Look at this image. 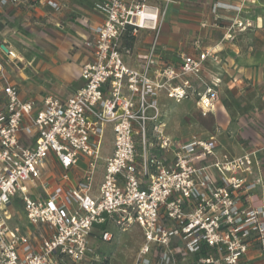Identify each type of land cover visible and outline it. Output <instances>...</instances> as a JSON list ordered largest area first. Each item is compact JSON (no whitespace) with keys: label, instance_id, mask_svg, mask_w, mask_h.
<instances>
[{"label":"built area","instance_id":"1","mask_svg":"<svg viewBox=\"0 0 264 264\" xmlns=\"http://www.w3.org/2000/svg\"><path fill=\"white\" fill-rule=\"evenodd\" d=\"M156 1H101L103 21L84 42L91 57L81 67L83 84L64 100L22 99L6 65L19 69L25 60L0 47V264H112L87 238L110 242L109 225L125 232L134 224L143 241L133 264H151L154 250L163 259L198 255L197 264H264V179L256 152L232 155L219 152V143L174 142L165 133L161 95L176 103L193 98L203 116L215 111L220 78L205 81L202 74L208 57L219 58L196 38L195 55L183 54L178 65L164 62L159 38L165 6ZM245 1L215 3V18L219 8L235 12L224 39L257 27L242 16ZM21 2L0 0V8ZM140 30L150 31L151 39L132 67L126 58H133ZM108 127L112 152L104 157ZM50 155L63 170L53 184L45 182ZM82 159L85 170L66 187ZM257 187L260 204L254 206ZM16 207L29 227L42 231L15 222Z\"/></svg>","mask_w":264,"mask_h":264},{"label":"crops","instance_id":"2","mask_svg":"<svg viewBox=\"0 0 264 264\" xmlns=\"http://www.w3.org/2000/svg\"><path fill=\"white\" fill-rule=\"evenodd\" d=\"M22 2L19 5H7L2 8H0V13H5L4 9L7 8H13V6H18L19 13L13 14V16H4L0 14V22H7L13 20L21 19L23 21H26L27 24H29L28 20L31 18H34L37 20L40 18L41 20H45V16L47 15L44 1L45 0H21ZM50 1L56 2L58 4V7H53L50 4ZM102 1V0H101ZM242 0H178L173 1L170 0L166 4L165 1L160 0L156 1L155 3L158 4L161 7L165 6V13H164V25L162 29V34H160V43L164 46V50L161 53L162 60L168 64L172 65H178V63L182 59L183 54H196L197 51L193 47V41L196 38H200L202 40V44L205 48L209 49L213 54H216L219 58V62H213L211 57H208V59L204 62V72L202 74V78L205 81H208L212 76H217L220 78V84L218 86V93H219V101L216 104L215 111L210 114L213 116H216V113L223 115V113H227L226 109L224 108L223 104L221 103L222 95L225 94L228 98L233 94V90H229L230 87H240L241 84H243V81H246V86L251 87V90L249 94L244 95L245 103L247 106H249L250 110L254 105H263L264 101V0H255L254 3H251L249 0L245 1V10L244 13H242V16L249 17L253 21L257 23V27L250 28L244 31H236L233 38L231 39H224V32H226V27L229 24L228 20L231 19L234 15V11H226V10H220L218 9L217 15L218 18H215L214 14L213 16L210 15L209 11H206V7L211 2L213 3H219V4H239ZM68 0H49V4L52 9L54 10H64V9H70ZM172 3V4H170ZM175 3V4H173ZM74 7H77L80 14L85 16L84 14H88L89 10L84 5L76 4L74 3ZM72 6V7H73ZM73 9V8H72ZM95 13L88 14L92 15L93 18H88V16L85 17L86 20V26H76L74 22L71 21H65V18L57 17L58 21L55 23L56 25H59V22H65V24H71L73 26L72 32V41L75 43V45H80L81 49L78 52H69L67 57L64 59L52 61L53 65L50 64V66L56 67L54 69L57 70H63L66 67H75V65L80 68L78 72L76 73V77H70L65 78L63 74L59 77L66 81L67 84L71 85H77L74 86L73 90L70 91V93L64 97H58L62 100L66 99L69 95L74 93L77 89H79L83 81L80 76L81 67L82 65L90 59V52L85 48L84 42L87 38L90 36V28L92 26H95L103 21V14L99 11L98 7L95 8ZM63 15V14H62ZM3 18V19H2ZM47 18L46 20L49 22ZM93 19V20H92ZM67 20V19H66ZM214 22L212 26H214L215 30L213 32H216L217 35L214 36L213 39H206L205 32L207 29L206 25L209 22ZM178 23H180V28H178ZM6 24V23H5ZM50 25V24H47ZM211 25V24H210ZM209 25V26H210ZM54 26V25H53ZM0 32H8L7 28L4 30H0ZM170 32H176L177 35L174 37L170 34ZM197 32V33H196ZM140 37H144V39H140ZM179 38L177 41L176 39ZM151 39V32L148 30H140L136 40L133 45V51L134 56L133 58H126V63L132 67H138L139 62L141 61L148 44ZM138 43H143L145 46V50L139 51ZM4 45L6 48H11V46L6 42L5 39L0 38V47ZM72 45V44H71ZM74 45V44H73ZM2 48V47H1ZM72 48V47H71ZM13 50V49H12ZM15 53L23 58L19 53L15 51ZM0 57H4L3 54L0 53ZM27 65L29 62H26ZM58 63V66H57ZM64 63V67H62V64ZM9 68L13 69V66L7 65ZM20 65L18 70H21ZM76 66V67H77ZM7 69V67H6ZM7 75H8V69H7ZM9 77V75H8ZM10 79V77H9ZM13 83V82H12ZM15 84V83H14ZM16 85V84H15ZM198 88H201L200 84H196ZM18 88V87H17ZM19 90V89H18ZM234 95V94H233ZM19 96L22 99H35L40 100V98H36L33 96L24 97L20 95ZM44 97V96H43ZM57 97V96H56ZM231 98V97H230ZM230 100V99H229ZM164 101H169V99L165 98L164 95H161L159 97L160 104H164ZM161 106V105H160ZM264 106L261 108L263 112ZM264 125V122L262 123ZM229 128L231 132L234 134L237 133L239 130V125L234 123H229ZM106 131L111 133V138L109 140L110 144L108 149H106L103 153V156H108L112 152V140L113 135L111 132V129L108 127ZM262 135L259 137H256L255 139L252 138L251 140V146H242L240 143H231V147L227 146L223 142H219L220 147L218 149L224 150L230 154H241L244 151V149H257L261 150V153L264 154V127H261ZM106 135V133H105ZM256 143L259 144V147H256ZM236 148L238 150L240 149V153L237 152ZM86 163L85 160L82 159L79 161V163L73 167L69 171V181L67 182V186L74 185L77 180L81 177L83 171L85 170ZM63 172L62 168L58 164V162L55 160L53 155H50V157L47 160L46 163V179L49 180V183H56L59 180L60 174ZM101 174L98 175L97 181L100 180ZM20 209L16 207V215L17 217L14 219L15 222H18L22 225V227L25 230L28 231H35L37 233L41 232L43 229V226H35L32 227L28 225L26 219L22 215ZM135 225V224H134ZM132 225V226H134ZM132 226L129 228L131 229ZM139 227V226H138ZM140 228V227H139ZM108 229L111 230V232L114 234L113 239L115 238V231L117 228L114 225H109ZM129 229L125 232H119L117 242L116 244L121 245L123 242L126 243V240L129 239L127 236V233ZM118 231V230H117ZM142 236V235H141ZM94 241H97L95 236H91ZM143 237V236H142ZM112 239V240H113ZM111 240V241H112ZM141 245V244H139ZM179 245V242H174L173 247L177 250V247ZM140 246L137 247L134 259L132 264L134 263L136 253L138 251ZM206 250V253L208 252V249L206 247H203ZM202 248V249H203ZM254 250V247H252L249 250V256L254 259L257 256V249L256 253L252 254L251 251ZM113 253V252H112ZM103 254V253H101ZM110 257V254H105ZM151 264H197L196 259L197 255L195 256H189L188 258H183L182 256H178V254L173 255L170 259L166 258H159V255L156 253V251H152L149 255ZM119 263V262H118ZM85 264H94L93 262L90 263L89 260L85 262ZM120 264V263H119Z\"/></svg>","mask_w":264,"mask_h":264},{"label":"rangeland","instance_id":"3","mask_svg":"<svg viewBox=\"0 0 264 264\" xmlns=\"http://www.w3.org/2000/svg\"><path fill=\"white\" fill-rule=\"evenodd\" d=\"M68 2L70 9L67 8L60 11L52 9L49 0H45V9L49 12L45 16V20H41L40 18L35 20L31 18L28 20L29 24H27L26 21L21 19L14 20L15 18H13V20L5 22L6 24L0 22V30L7 28L8 31L0 32V38L5 39L11 48L23 56L25 60V65L21 66V70L16 68L11 69L6 65L10 81L16 84L21 96L40 98L53 95L64 97L73 90L74 86L77 87V85L73 86L67 84L66 81L59 77V75L61 76L62 74L65 78L76 77V73L80 70L77 65L74 64L75 67H66L63 70H61V68L57 70L54 69L56 67L50 66V64L53 65L52 61L56 62V60L58 61L60 58L65 60L70 51L75 53L81 49L80 45H75V43H73L74 41H72L71 30L73 26L71 24H65V22H59V25L55 23L58 21L57 17H62L65 18V21L74 22L76 26H86L85 17L88 16V18H93L92 15L88 14L93 13L94 15V10L101 3V0H68ZM74 3L84 5L87 10H89L88 14H84L85 16L80 14L77 7L73 6ZM214 6L215 3L211 2L206 7V11H209L212 16L214 14ZM18 8V6H13V8L4 9L5 13L0 14L3 15V17L8 15L13 16V14L21 11L18 10ZM219 9L226 10L227 8ZM217 12L218 9L216 10V13ZM47 18H49V22L46 20ZM213 23L214 22L209 20L207 24L211 25H206V27H204L207 29L204 35L206 39H213L214 36L217 35L216 32H213L215 30L214 26H212ZM163 25L164 17L160 29L161 34ZM177 27L180 28V23H178ZM170 34L174 37L177 35L176 32H170ZM144 37L145 36H139L140 39H144ZM178 39L179 38H177L176 41ZM160 40L159 38V41ZM138 44L139 51L143 52L145 50L144 44ZM26 62H29V64L27 65ZM62 67H64V63ZM229 90H233L234 95L231 94V98H228L225 94L222 95L221 103L227 112L225 114L223 113V115L218 114V112L216 116L210 114L206 116L201 115L195 106V100L193 98L184 99L179 103L172 100L164 101L163 105L159 102V106L161 105L160 108L163 113L162 121L164 123L165 133L174 142L202 140L206 142H215L216 144L223 142L230 147L232 146V142L240 143L242 146H251L250 142L252 138H260L262 135L261 127H264V125H262L264 122V109L262 112L261 108L264 106V101L262 106L257 104L254 105L251 110L249 109L250 107L245 103V99L247 98H245L244 95L249 94L251 87L246 86V81H243L240 87H230ZM230 122H236L239 125V130L236 134L231 132L228 126ZM211 137L213 138L211 139ZM110 138L111 133L106 131L101 145V154L108 149ZM256 147H259L258 143H256ZM236 150L240 153V149L238 150V148H236ZM244 150L256 152L260 162V172L264 179V154L261 153V150L257 149L249 148ZM218 151L224 152V150L222 151L220 149H218ZM99 162L101 163V160ZM46 181L49 180H45V182ZM259 196L260 190L259 187H257L252 191L251 197L254 206L260 204ZM118 235L119 231L116 230L115 238L110 242L94 241L91 236H89L87 240L91 249L97 250L103 254H110L112 264L114 262L132 264L135 251L143 241V237L141 236L142 230L137 225L132 226L127 233L129 239L126 240V243L123 242L121 245L116 244ZM256 249L257 247L255 246L251 253L255 254ZM178 256L181 255L178 254Z\"/></svg>","mask_w":264,"mask_h":264},{"label":"trees","instance_id":"4","mask_svg":"<svg viewBox=\"0 0 264 264\" xmlns=\"http://www.w3.org/2000/svg\"><path fill=\"white\" fill-rule=\"evenodd\" d=\"M126 44H130V42H126ZM200 253H201V255H205V253H206L205 248L201 249V252ZM197 257H198V255H197Z\"/></svg>","mask_w":264,"mask_h":264}]
</instances>
